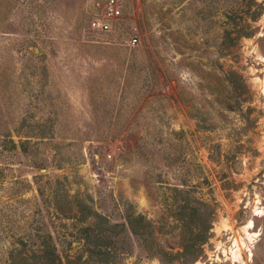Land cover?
I'll return each mask as SVG.
<instances>
[{
	"label": "rangeland",
	"instance_id": "obj_1",
	"mask_svg": "<svg viewBox=\"0 0 264 264\" xmlns=\"http://www.w3.org/2000/svg\"><path fill=\"white\" fill-rule=\"evenodd\" d=\"M104 2L0 0V264H264V0Z\"/></svg>",
	"mask_w": 264,
	"mask_h": 264
},
{
	"label": "built area",
	"instance_id": "obj_2",
	"mask_svg": "<svg viewBox=\"0 0 264 264\" xmlns=\"http://www.w3.org/2000/svg\"><path fill=\"white\" fill-rule=\"evenodd\" d=\"M125 10L124 0H105L100 14L90 23V28L98 33H108L114 30L122 20ZM138 38H133L130 45L136 46Z\"/></svg>",
	"mask_w": 264,
	"mask_h": 264
},
{
	"label": "trees",
	"instance_id": "obj_3",
	"mask_svg": "<svg viewBox=\"0 0 264 264\" xmlns=\"http://www.w3.org/2000/svg\"><path fill=\"white\" fill-rule=\"evenodd\" d=\"M193 242L195 243V246H193L194 248V247H198V245L200 246L203 245L206 242V239L194 238ZM90 253H95V252H90ZM97 255H99L100 258H96V260L92 259L96 264H118L117 257L110 252H98ZM50 262L52 264H63L62 260L56 254H53L50 257ZM88 262L90 261H87L86 264Z\"/></svg>",
	"mask_w": 264,
	"mask_h": 264
}]
</instances>
